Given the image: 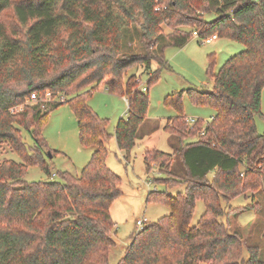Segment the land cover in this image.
I'll use <instances>...</instances> for the list:
<instances>
[{
    "label": "trees",
    "instance_id": "16d2710c",
    "mask_svg": "<svg viewBox=\"0 0 264 264\" xmlns=\"http://www.w3.org/2000/svg\"><path fill=\"white\" fill-rule=\"evenodd\" d=\"M211 14L216 17L208 19ZM133 24L141 28L142 50L128 54L124 32ZM195 32L245 49L219 72L211 54L213 87L187 90L194 103L214 108L211 120L187 121L184 90L164 98L176 110L164 126L176 149L153 147L143 157L149 171L158 164L166 175L159 183L185 189L148 193L149 202L170 212L147 220L117 264H264L259 248L222 220L223 201L261 193L264 202V133L256 124L264 118V0H0V264H111L117 232L111 206L124 192L107 164L110 119L89 100L102 85L127 98L115 137L129 152L150 96L142 78L128 71H150L157 63L147 83L157 82L167 64L164 48L184 47ZM33 93L40 98L33 100ZM65 103L77 118L80 144L93 148L91 159L80 174L60 171V180L28 181L32 166L52 174L47 156L55 151L43 131ZM198 200L205 211L192 224Z\"/></svg>",
    "mask_w": 264,
    "mask_h": 264
},
{
    "label": "rangeland",
    "instance_id": "374dc122",
    "mask_svg": "<svg viewBox=\"0 0 264 264\" xmlns=\"http://www.w3.org/2000/svg\"><path fill=\"white\" fill-rule=\"evenodd\" d=\"M215 17L212 14L207 15L208 19ZM165 31L169 32V29L166 28ZM141 33L138 24H133L125 30L123 48L125 53H138L142 50ZM164 42L162 40L160 45ZM244 49L243 44L225 37L204 43L202 37L194 36L184 47L168 45L164 48L167 64L161 68V77L157 82L150 85L147 83L149 74L160 68L157 63H154L150 71L143 67L130 69L128 76L135 73L142 78L141 88L147 87L150 105L147 119L138 130L137 144L129 152L119 148L115 137V128L119 119L126 116L128 112L126 98L109 92L106 86L102 85L89 100V104L101 117L110 119L109 131L113 136L108 144L107 164L122 178L124 192L111 206L112 217L117 223V232L114 234L116 245L111 252V264L119 262L128 242L140 229L137 224L138 219L147 218L149 221H155L170 212V208L162 202H149L148 193L163 190L177 195L179 191L185 189L183 184L168 186L159 183L157 179L166 175L160 172L158 164L149 171L143 157L147 148L156 147L167 152H174L176 149L175 138L163 128L167 119L176 114V110L164 105V98L170 93L184 90L186 91L184 111L187 117L195 120H211L215 114L214 108L210 105L194 103L187 90L213 87L214 81L208 74L211 54L215 57L214 70L219 72L229 58ZM262 112L264 113V90L262 92ZM256 124L258 132L263 134L264 118L256 117ZM43 134L49 147L55 151L54 155L47 156L52 167V174L47 175L41 167L32 166L28 168L26 179L28 181L60 180L61 177L58 174L60 171L80 174L91 159L93 148H85L80 144L77 118L68 103L52 111ZM25 136L27 142L32 145V139L27 134ZM2 156L18 159L17 154L10 152H5ZM262 198L263 195L259 193L255 197L249 194L248 197L241 195L230 201H223L225 214L222 220L227 224L231 233L238 232L249 245L257 246L260 250V258L264 259V202ZM253 200L259 203L251 206ZM204 211L203 201L198 200L192 224L197 223ZM248 256L249 251L246 248L244 257Z\"/></svg>",
    "mask_w": 264,
    "mask_h": 264
},
{
    "label": "built area",
    "instance_id": "2783aa9c",
    "mask_svg": "<svg viewBox=\"0 0 264 264\" xmlns=\"http://www.w3.org/2000/svg\"><path fill=\"white\" fill-rule=\"evenodd\" d=\"M194 36L195 37H199V35H198V33H194ZM217 38V35H214V36H212V37H206V38H203V42L204 43H210V42H212L214 39H216ZM143 90L144 91H146L147 90V88L146 87H143ZM46 98H49L50 97V93H47V95L45 96ZM40 98V96L39 95H37L36 93H33L32 94V99L33 100H38ZM187 121L189 122V123H191V124H193L196 120L194 119V118H187ZM147 221V219L146 218H140V219H138V221H137V224H138V226H140V227H142L144 224H145V222Z\"/></svg>",
    "mask_w": 264,
    "mask_h": 264
},
{
    "label": "crops",
    "instance_id": "0c3cea01",
    "mask_svg": "<svg viewBox=\"0 0 264 264\" xmlns=\"http://www.w3.org/2000/svg\"><path fill=\"white\" fill-rule=\"evenodd\" d=\"M216 39H218V38H216ZM124 97H125V96H124ZM125 98H126V97H125ZM125 100L127 101V98H126ZM127 103H128V101H127ZM170 117H171V116H170ZM164 126H165V125H164ZM163 128H164V127H163ZM155 129H156V128H155ZM155 129H154V130H155ZM154 130H153V131H154ZM147 149H148V148H147ZM143 155H144V154H143ZM130 243H131V239H130V242H128L127 246H128ZM127 246H126V247H127ZM123 254H124V252H123Z\"/></svg>",
    "mask_w": 264,
    "mask_h": 264
},
{
    "label": "water",
    "instance_id": "95a60500",
    "mask_svg": "<svg viewBox=\"0 0 264 264\" xmlns=\"http://www.w3.org/2000/svg\"><path fill=\"white\" fill-rule=\"evenodd\" d=\"M51 157V156H50Z\"/></svg>",
    "mask_w": 264,
    "mask_h": 264
}]
</instances>
